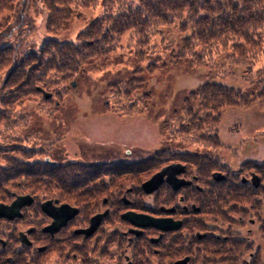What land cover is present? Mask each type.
I'll return each mask as SVG.
<instances>
[{
	"label": "rangeland",
	"instance_id": "rangeland-1",
	"mask_svg": "<svg viewBox=\"0 0 264 264\" xmlns=\"http://www.w3.org/2000/svg\"><path fill=\"white\" fill-rule=\"evenodd\" d=\"M102 12L100 5L74 9L65 26L50 31L48 21L51 13L47 0H17L13 10L0 15V42L4 47L18 48L16 57H8L9 66L0 67V87L11 67L37 55L47 43L59 41L76 44L79 35ZM161 28L162 33H154L148 38L151 45L143 48V51H139L141 48L136 45V39H130V35L125 34L119 48L95 59L94 65L84 68L83 73L60 79L50 87L41 86L52 93L49 103L45 102L43 95L38 94L16 105L9 113L0 108V114L7 115L9 119L0 121V170L1 166H11L10 163L7 165V161L18 155L10 151V146L26 149L41 147L65 164L70 161L77 164L84 162L81 160L82 154L86 155L83 156L85 159L97 161L102 152L110 151L109 158L112 161L144 163L141 165L142 170L135 171V176L129 174V177L118 178L120 180L116 192L120 200L116 211L117 224L113 229L119 233L126 230V226L118 221L127 207L123 198L125 202L148 203L158 209L159 205L150 198L137 192L135 196L129 195L126 190L135 187L136 181L140 183L153 176L174 156L176 145L179 139L182 140L178 131L186 127L189 119L184 109L189 94L199 85L211 81L241 88L245 94L254 95L263 90L264 86L262 52L255 61L246 63L236 64L230 59L226 61L214 56V63L191 66L182 62L175 65L169 47L181 42L182 37L189 32L181 33L179 25ZM176 48L178 51L179 47ZM132 80L135 81L133 95L130 98L122 96L118 90L122 88L124 92L125 82ZM147 92L149 100L144 99ZM131 109L135 111L129 113ZM220 119L217 129H214L220 142L236 143L240 140L250 145L246 148H250L247 157L242 160L264 157V104L255 103L250 107L227 110ZM200 138L201 135H197L193 143H183L188 150L197 152L210 148L212 159H219L217 154L222 157V146L225 144L221 143L216 149L213 145L198 142ZM148 159L156 161L145 163ZM121 175L124 174L118 176ZM21 182L18 179L14 183L19 185ZM17 186L6 190L10 193ZM21 190L29 192L24 187ZM121 192L123 196H119ZM10 198L7 193L5 201ZM90 212L87 207L84 208L85 215ZM113 229L107 227L106 232L111 233ZM124 246L117 243V256L123 254ZM109 260V255H106L101 264H111ZM44 264L61 262L53 258Z\"/></svg>",
	"mask_w": 264,
	"mask_h": 264
},
{
	"label": "flooded vegetation",
	"instance_id": "flooded-vegetation-1",
	"mask_svg": "<svg viewBox=\"0 0 264 264\" xmlns=\"http://www.w3.org/2000/svg\"><path fill=\"white\" fill-rule=\"evenodd\" d=\"M221 143L225 146L222 157L217 154L219 159L211 158L210 148L203 152L175 149L173 160L162 166L175 164V186L165 178L156 191L146 193L142 185L149 178L140 183L134 181L138 186L128 188L127 194L135 196L137 192L159 206L154 209L153 204L154 207L148 203L125 202L123 198L127 207L118 221L126 230L120 233L113 229L120 200L116 192L118 178L135 174L118 176L114 170L117 164L131 163L112 161L110 151L102 152L97 161L85 159L86 155L82 154L83 164L103 165L104 169L91 181L83 176L86 185L78 186V191L68 187L60 192V197L52 188V177L45 174L37 176L41 182L34 184L29 192L22 191L20 184L10 193L6 189L14 186H1L0 204L9 205L20 195H30L33 202L22 208L21 217L0 219V264H44L53 258L61 264H84L86 259L101 264L106 255L111 264H264V157L242 160L247 157L250 148H246L250 145L240 140ZM10 147L16 153V146ZM27 148L34 149L29 159L32 165L50 166L49 158L56 159L41 147ZM10 160L18 161L20 155ZM43 165L39 171L46 170ZM11 173L12 166H1L0 180L15 177ZM122 192L119 196H123ZM7 193L11 196L9 201H5ZM48 201H52V209L70 205L78 213L58 230L46 231L49 226L55 227L53 216L43 209ZM85 207L91 211L87 215ZM129 212L171 219L173 228L136 225L123 217ZM103 213L94 233L88 236L80 232L90 226L94 216ZM107 227L113 231L107 233ZM21 233L26 241L20 240ZM117 243L125 244L120 256L115 252ZM134 250L140 251L137 260Z\"/></svg>",
	"mask_w": 264,
	"mask_h": 264
},
{
	"label": "trees",
	"instance_id": "trees-1",
	"mask_svg": "<svg viewBox=\"0 0 264 264\" xmlns=\"http://www.w3.org/2000/svg\"><path fill=\"white\" fill-rule=\"evenodd\" d=\"M16 1L0 0V15L13 10ZM47 4L51 13L48 21L50 31L65 26L74 9L100 5L103 12L79 35L76 44L49 42L40 53L26 58L7 71L4 84L0 87V108L8 113L29 97L42 95L39 87H50L60 79L83 73L84 68L94 65L95 59L119 48L120 40L125 34H129L130 39H136V45L141 48L139 51H143V48L151 45L148 40L150 36L162 33L161 27L179 25L181 33L189 34L182 37L181 42L169 47L175 65L182 62L191 66L214 63V56L239 64L255 61L259 53L264 54V0H47ZM176 47H179L178 51ZM17 53L18 48L4 47L0 42V67H8V57L14 58ZM262 74L264 76V72ZM125 83L124 92L122 88L118 91L122 96L130 98L135 81ZM262 88L254 95L245 94L241 91L244 89L214 81L199 85L186 101L184 109L189 119L186 127L178 131L182 140L179 139L176 149L188 151L185 144L193 143V138L197 135H201L198 142L213 145L217 149L221 142L214 129H217L222 115L227 110L250 107L255 103L264 104V86ZM149 96V92L145 93L144 99L149 100ZM51 99H45V102L49 103ZM134 111L131 109L129 113ZM8 120L7 115L0 114V121ZM14 151L20 155V160L10 162L11 174H15V177H4V181L0 180V187L11 186L21 178V187L30 190L34 184L41 182L37 176L45 174L52 177V188L59 192L56 196L60 197V192L68 190V187L72 186V189L78 191L81 184L86 185L88 182L86 177L82 179L83 176H88V181H91L94 175L104 169L103 165L90 166L73 162H60L56 166H45L43 163L32 165L29 159L34 152L33 148L16 146ZM173 158L174 156L169 162ZM155 161L148 159L145 163L152 164ZM142 164L144 163L117 164L114 170L117 175L135 173L138 169L142 170ZM40 165L46 170L39 171ZM17 185L14 183L12 186ZM133 256L136 260L139 259L140 251L134 250ZM84 264L92 263L86 259Z\"/></svg>",
	"mask_w": 264,
	"mask_h": 264
},
{
	"label": "water",
	"instance_id": "water-1",
	"mask_svg": "<svg viewBox=\"0 0 264 264\" xmlns=\"http://www.w3.org/2000/svg\"><path fill=\"white\" fill-rule=\"evenodd\" d=\"M73 86H75V83H73ZM38 90L44 95L46 99H50L52 97V93L46 91L45 89L39 87ZM53 165H57V162L52 161ZM175 164L168 165L164 167L161 171L154 174L149 180H147L143 184V189L146 193H152L156 191L164 182L165 178H167V181L172 186H175ZM33 202V198L30 195H20L13 200V202L9 205L6 204H0V219L1 218H8V219H14L16 217L22 216V208L25 206L30 205ZM52 201L45 202L43 204V209L50 213V215L53 216L54 221L52 225L54 224V228L47 227L46 231H56L61 226L65 225L68 219H70L72 216L78 213V209L71 207L70 205H62L60 207H57L55 209L50 208L52 207ZM103 214H99L94 216L91 219L90 226L85 229L81 230V233H86L88 236L94 233L98 226L101 223V220L103 218ZM125 219L129 220L130 222L139 225V226H145V227H155L159 229H171L173 228L171 219H160L156 217H152L150 215L145 214H136L133 212L126 213L123 216ZM20 240L26 241V236L21 233Z\"/></svg>",
	"mask_w": 264,
	"mask_h": 264
}]
</instances>
